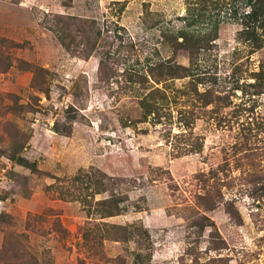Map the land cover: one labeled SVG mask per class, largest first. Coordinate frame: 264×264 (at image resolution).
Returning <instances> with one entry per match:
<instances>
[{"label": "rangeland", "instance_id": "obj_1", "mask_svg": "<svg viewBox=\"0 0 264 264\" xmlns=\"http://www.w3.org/2000/svg\"><path fill=\"white\" fill-rule=\"evenodd\" d=\"M246 1L215 11L219 38L193 89L150 71L170 56L189 64L165 36L185 25L187 0H0V264H32L25 249L39 264H135L138 250L145 264H264V46L242 40L258 28ZM68 14L97 21L92 55L56 33ZM112 193L123 211L102 217ZM103 221L144 233L107 239L102 224L86 243Z\"/></svg>", "mask_w": 264, "mask_h": 264}, {"label": "trees", "instance_id": "obj_2", "mask_svg": "<svg viewBox=\"0 0 264 264\" xmlns=\"http://www.w3.org/2000/svg\"><path fill=\"white\" fill-rule=\"evenodd\" d=\"M187 1L188 11L187 14L183 17L185 25L181 27L177 32H174V30H168L165 36L167 39V43L172 47L175 54L178 55L182 50L188 53L189 64L185 65L183 63H180L176 61L173 56H170L168 59H165V61H161L160 63H157L155 66L151 67L150 71L154 82H160L162 79L167 80L190 77V84L193 86V89H198L197 85L203 82V78L207 77L206 75H208L209 73V70L207 68L208 52L213 48L216 40L219 38L220 20L215 17V11L223 9L224 6L228 5V2L230 0ZM246 2L248 5H250V8L247 10L245 16L249 19L253 18L251 21H255V24H257L258 28L255 31L251 32V36L248 35L244 38L243 35L242 40L248 41L253 48V51H255L264 46V41L262 42L260 35L261 30H259L260 27H264V17L258 19L253 17V14L256 13L257 6L264 7V4H261L262 0H247ZM58 21L59 24L58 27L55 28V31L56 33H58L59 38L68 50H72V48L75 47L74 51L77 54L78 52H80V50H78L79 45H81L80 43H84V40H86V47L84 46L83 53H80L85 57L93 54V52L97 49L98 35L101 33L100 30L96 31L94 28L97 22L96 20H94V18L68 14L58 16ZM244 23L245 25H247L246 27L250 25L247 22H243V24ZM193 25L195 27L192 29L191 26ZM72 26H74V32L69 31ZM243 33L244 28L242 29V34ZM72 35L73 37H71ZM92 35H94L95 37ZM68 36H70L71 39L67 41ZM80 37H82L81 40H79ZM253 73L256 77V82L254 83L256 85L263 76L262 69L254 71ZM260 86L264 87V78ZM152 87L153 89L149 94L150 98L152 99L146 105L149 113L154 112L157 115L160 113V107L157 100L155 99V94H157L158 96L161 94V92L157 93L158 91H160V88L158 86H155L154 83ZM235 87L239 88V86ZM202 92L205 95V102L207 104L215 100L214 90L211 87H206ZM102 176V179H97L98 183L100 184L97 192H104L108 190L109 182L105 178L106 176L104 174H102ZM116 196L117 194L112 193L110 196L98 200L97 204L102 217L122 213L123 207H121V205L119 204L120 201ZM102 224L106 225L107 227L108 225H111L110 227H108V229H105L108 232H111L110 235L108 234V236H106L107 239L111 238L114 240H126L134 237L136 234L142 235V233H144V229L141 232H138L130 229V226L128 225L110 224L106 221H103L101 224H96L93 228L86 229L84 231L83 238L86 243H89L90 240L97 239V235L102 230ZM25 255L32 264L40 263L36 254L30 252V250L28 251L27 249H25ZM151 256V253H144L141 250H138L135 254V264H145L146 261H151ZM81 264H86V260L82 259Z\"/></svg>", "mask_w": 264, "mask_h": 264}]
</instances>
